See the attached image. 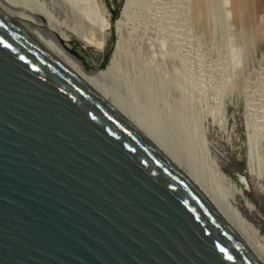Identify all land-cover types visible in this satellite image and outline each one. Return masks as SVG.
Here are the masks:
<instances>
[{"label":"water","instance_id":"water-1","mask_svg":"<svg viewBox=\"0 0 264 264\" xmlns=\"http://www.w3.org/2000/svg\"><path fill=\"white\" fill-rule=\"evenodd\" d=\"M84 47L0 0V264H264V205Z\"/></svg>","mask_w":264,"mask_h":264},{"label":"rangeland","instance_id":"rangeland-1","mask_svg":"<svg viewBox=\"0 0 264 264\" xmlns=\"http://www.w3.org/2000/svg\"><path fill=\"white\" fill-rule=\"evenodd\" d=\"M12 1L49 28L61 25L69 40L84 46L72 33L82 30V19L70 13L67 18L56 1ZM100 1L115 26L127 0ZM132 1L127 25L132 40L116 65L115 28L102 49L85 46V53L127 88L135 84L132 91L162 115L168 112L164 116L172 122L178 124L179 117L185 126L178 127L264 205V0Z\"/></svg>","mask_w":264,"mask_h":264},{"label":"bare ground","instance_id":"bare-ground-1","mask_svg":"<svg viewBox=\"0 0 264 264\" xmlns=\"http://www.w3.org/2000/svg\"><path fill=\"white\" fill-rule=\"evenodd\" d=\"M5 1L9 5H11L13 8H15L17 11H19L20 13H22L23 15H25L27 18H29L30 20H32V21H34L36 23H39L41 25H44V24H42V22H39L37 19H36L37 20L36 21L34 17H32V16L30 17V16L26 15L24 12H22L18 8V6L15 4V2H13L12 0H5ZM49 1H51V2L56 1V3H58L57 5L58 6L60 5V7H62L64 13L68 16L67 18H70L69 16L71 14L74 18L77 17V18H81L82 19V24H83L82 26H83V28H85L87 35L85 34V32L82 31L83 30L82 27H81L82 30H79L80 29L79 28L78 29L79 31L78 30H73L72 33L75 36L76 40L78 39L84 46H90L92 48L94 47L96 49H102L103 46H104V44H105V42H106V40H107L106 37H107V34H108L109 30L110 31H113L114 28H115V33H116L115 35L117 36V39L115 41L114 54L111 56L112 57L111 58V62L116 65L118 58L120 57V55L123 52L122 51L123 50V47H125V45L128 44V41L129 40H132V39H130L129 34L127 35V33L129 32L127 30V25H128V22H131V21H129V19H130L131 15H132L131 14L132 13V3H133L132 0H127L126 4L124 6V10L122 12V16H121L119 22L116 23L115 26H114L115 23L110 25V22L108 21L106 15H105L104 8H103L100 0H91V2H89V3H86L87 0H84V2L86 1L85 2L86 5H84V6L81 5V4H84L82 2V0H49ZM88 1H90V0H88ZM200 1L206 2V0H200ZM33 16H35V15H33ZM55 26H56V28H54V30L59 31V32H61V33L64 34V32H63L64 30L61 31V25L56 24ZM46 27H48V26H46ZM66 27H69V26H66ZM51 29H53V27ZM138 83H136V84H138ZM130 84L133 85V83H129V85H128L129 86L128 88L130 90H132L134 88L135 84L133 85V88L130 87L131 86ZM140 84H141V87H142L145 83L144 84L140 83ZM136 87H137V85H136ZM138 87H139V89H141L140 86H138ZM145 88H146V90H148V87H145ZM145 88L143 86L142 89L145 90ZM142 89H141V91L144 92ZM147 92L149 93V95L147 94L146 97L149 96V98H151L152 93L149 92V91H147ZM153 98H154V96H153ZM164 111H165V109H164ZM166 112H167V110H166ZM166 114H168V112ZM166 114L163 113V115H166ZM169 114H171V113H169ZM167 117H169V115ZM175 117H176V120L178 119L177 123L179 124V126H181V125L182 126H185V124L183 125L182 122H181L182 124L180 125V122H179V119L180 118L179 117L178 118H177V116H175ZM169 118H172V117H169ZM178 124H176V125L178 126ZM252 140L253 139L251 137L250 138V141H249L250 142L249 145L251 146V150H253V145H254V144H252ZM240 180H241V182L243 180L245 182L244 185L247 187V184H246L245 179L243 177H240Z\"/></svg>","mask_w":264,"mask_h":264}]
</instances>
